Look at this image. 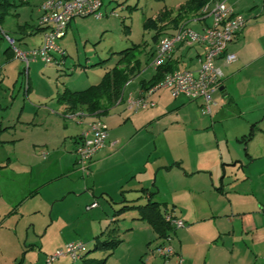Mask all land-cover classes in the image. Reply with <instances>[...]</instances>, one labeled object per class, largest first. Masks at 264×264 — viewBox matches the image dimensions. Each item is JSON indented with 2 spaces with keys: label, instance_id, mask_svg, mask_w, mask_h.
<instances>
[{
  "label": "crops",
  "instance_id": "1",
  "mask_svg": "<svg viewBox=\"0 0 264 264\" xmlns=\"http://www.w3.org/2000/svg\"><path fill=\"white\" fill-rule=\"evenodd\" d=\"M223 1L244 17L245 25L236 38L227 46V53L235 54L236 60L232 63L225 62L223 58L215 61V65L221 70L222 78L219 88L212 94L210 113L203 112L201 100L188 101L183 96L173 98L167 89L159 88L152 93H148L146 83L151 79L155 70L148 66L149 59L146 57L145 66L142 64L140 73L131 77L125 83L117 103L106 114L98 116L90 114L81 105L71 108L66 104L59 103L57 96L65 89L81 91L98 84L107 69L103 71L97 83H91L92 85L90 86L86 85L85 89L71 90L64 86L61 92L57 91L54 97L55 108L51 109L50 113H45V117L41 119L38 116L39 109H35V106L29 103L30 97L34 93V89L31 87L28 78L29 68L31 63L39 60L36 59L29 62L27 70L23 63L26 75L25 97L28 100L27 105L33 108V111L23 114L22 107L19 115L16 118L14 117L15 123H13L14 121L11 119L13 116L10 115L13 113L8 110L13 104V101H10L13 95V88H6L4 86V67L0 65V232H17V227L15 225H7V221L15 216L17 211L20 210L21 205L40 195L46 189L44 187L50 185V181L56 180V178L61 180L62 176H64V174L59 176L53 175L52 178L34 180L32 177L33 168L28 164L22 165L20 169H14V165L18 162L15 148L19 147V145H24L30 151H33L34 156L35 146L49 145L51 144V139L56 141V138L52 136L55 135L53 126L57 118L63 121L60 122L62 131L60 139L63 143H66V139H68L64 149L72 153L73 159L71 156H69V159L71 166L75 167V155L73 152L76 139L84 130L88 129V125L94 119L98 118L106 125L109 122L108 126L111 129L110 131L108 129V139L105 146L94 155L92 161L87 166V170L81 171L87 173L88 170H91V173L104 175L106 174V170L104 169L106 164L110 162L113 164L112 169L115 170L116 168V171L112 175H109V184H107V188L103 189L101 193V195L104 194L103 199L109 202L117 196V198L122 197L120 202L135 201V204H123L118 209V213H115L122 214L126 211H135L137 213L135 219L143 222L146 221L140 219L138 207L144 206L149 200L158 204L161 213L166 208L175 218L184 222V226L178 228L181 229L179 232H176L175 229L172 233L176 237L174 245L172 246L170 243L175 252L174 255L165 260L156 255L153 252L154 247H152L150 251L153 255H148L144 264H155L159 258L163 260L162 264H264V194L259 195V191L256 193L253 188L242 187L247 185V183L251 184L255 180L258 181L259 178L260 180L263 179L264 182V170L257 172L255 175H252L249 171V165L260 157H263L264 144L255 148L251 143L246 142L247 144L242 145L238 141L240 136L260 135L264 138V0H260L262 6L259 10L254 9L256 3L253 1L250 3V0L246 1V7L244 4L245 0ZM26 2L28 4V0ZM182 4L176 3L174 7H179ZM39 6L37 8L36 20H38L40 15ZM15 14L16 16L18 15V13ZM205 23L209 25L211 19H206ZM36 24L37 21L35 24L26 26L24 29H21V27L27 25V23H24L21 27L18 26L14 32V37H11L2 30L1 32L12 38L14 45L16 43L26 45L25 37L39 34L41 40L35 46L38 47L42 41V31L34 32L33 28ZM183 24L194 30H199L202 27L201 22L194 21L193 19L181 22L177 27ZM68 27L64 36L68 31ZM177 27L170 25L163 36L174 34ZM64 36L58 41L61 42ZM156 44H152L150 47L149 51L151 53L154 51ZM60 45L61 43H58V46L65 54L63 56L55 54V63L46 65H54L60 68L66 65L68 54H66L65 48ZM8 46L9 43H7V46L1 52L0 62L2 65L7 61L16 59L12 50L5 51ZM22 52H26V50ZM201 54L202 48L200 46L184 47L177 45L167 63L171 64L173 69L196 70L199 66L198 58ZM150 69L153 72L148 78H139L140 74ZM5 72L7 71L5 70ZM6 74L9 73L7 72ZM14 81H16V78ZM141 98L148 103H153V105H148L146 108L138 110H130L128 108L130 99ZM46 99L43 97L42 101H39L38 104L40 105L42 102L45 104L44 100ZM192 102H196V107H200L203 115L211 116L214 114L216 119L207 120L199 116V114L195 113L197 109L191 105ZM117 105H123L124 107L121 116L110 114V111ZM191 109L194 110L192 114L189 112ZM123 116H128V118H122ZM67 120L75 123L74 126H69L66 122ZM228 121L232 130L239 126L238 131H236L237 133L233 135L235 140H237L236 148L233 150L227 149L225 152L220 150L219 153L214 148H212V151L204 149V152H202L198 150V147L202 143L195 142V138L193 139L187 135L186 147L189 149L187 161L186 159L179 158L171 164L159 165L156 162H151V144L150 142L148 144V140L144 136L147 135L146 133L141 135V131H147L149 125L152 124L161 125L164 129L170 125L177 128L181 127L183 130L191 133L193 131H208L209 128L215 130ZM127 125H129V128L122 132L120 129ZM72 127H75L73 133H71ZM41 131H43L41 137L34 139V135H39ZM112 142H114L113 146H111ZM212 153H214L216 161L212 158V160L207 161L208 164L200 166L198 155L205 154V156H209ZM192 155L196 156V160L191 158ZM174 169L178 171L175 172L174 177L176 181H179L177 185L181 186L182 191L178 193L175 200H172L171 207L168 208L166 202L159 203L154 199V195L157 192H152L149 189V184L154 186L152 177L154 175L157 177L160 171L170 173ZM28 172L30 174L26 185L18 183L15 180L19 174L23 176ZM10 173L14 174V177L10 176ZM71 173H75L74 170ZM69 177H72V175ZM78 178L76 176L73 179H66L68 180V184H65L64 188L53 190V193L51 192L48 198L49 202L67 197L78 200L81 196H85V203L89 201L88 204L84 205L85 210L93 209H87L88 206L95 202L94 200L90 201L88 192L90 185L88 180L90 177L83 180ZM263 182L261 185L264 184ZM204 191L213 195V202L209 200L205 203L202 202L200 195ZM92 194L95 195L94 190H92ZM137 194L136 199L127 200V198H133ZM142 197L145 199V203L140 204L138 200ZM161 205L163 206V211L161 210ZM33 212L40 211L34 209ZM32 222L36 230L37 224L34 220ZM201 225H205V227ZM148 226L150 227L149 224ZM196 226H199L197 230ZM151 230L153 231L152 228ZM116 233L107 232L106 238L101 240L100 236L103 237L104 233L101 232L94 235L92 249H86L80 261L85 264H91L92 260L104 258L106 254L104 257L98 259H86L85 255L91 251H97L93 250L96 237L100 241L108 239L117 240L118 238L115 239ZM153 233L157 244L159 239L154 231ZM118 240H121V242L112 250L111 255L108 256L104 264H135L133 261V258H135L134 247L131 249L126 248L123 245L124 240ZM146 240L147 243H143ZM74 241L77 240L71 236L66 237L63 235V239L59 243L51 245L45 255L41 256L42 264H45L46 257L49 254L63 248L66 243ZM143 241L142 246L137 245L136 254L141 255L144 249H149L151 242L149 238ZM250 254H253L254 258ZM66 258L69 257H61L54 264H58L60 259ZM22 260L24 259L21 258L20 261H17V257H13V259H7L3 264H21ZM137 263L141 264L140 262Z\"/></svg>",
  "mask_w": 264,
  "mask_h": 264
},
{
  "label": "rangeland",
  "instance_id": "2",
  "mask_svg": "<svg viewBox=\"0 0 264 264\" xmlns=\"http://www.w3.org/2000/svg\"><path fill=\"white\" fill-rule=\"evenodd\" d=\"M14 1L17 4L21 0ZM42 1L43 0H28V4L19 6L15 9L13 8L11 14L5 18L4 23L1 25V30L8 33L11 37H14V32L17 30L18 26H23L24 23H27V26L35 24L37 21V8ZM185 1L186 0H103V6L101 8L103 17L96 19L92 16H88L73 19L63 40L61 42L58 41V43H61L63 48H65L66 54H68L66 65L60 68L54 65H46L39 60L30 64L28 78L31 87L34 89V93L30 97L29 103L33 104L35 109H39L38 116L42 119L45 117V113H50L51 109L55 108L56 103L54 97L57 91H62L64 86L71 90H81L85 89L84 87H86V85L90 86L97 83L103 71L113 66L117 61L118 55L115 54V52L130 47L133 44L146 43L145 52L147 53L153 44L152 36L154 31H145L143 29V22L145 19H156L165 12L166 16H164L163 21L160 23L166 24L178 13L179 7H174V5L176 3H184ZM246 1L247 0L244 1L245 7L247 6ZM251 1L256 3L254 9H261L262 4L260 0H250L249 2L251 3ZM134 6L136 9H132ZM14 13H18V15L13 16ZM190 16L192 15H189V17ZM125 26L129 27L128 33L125 32ZM40 40L41 36L39 34L27 36L25 37L26 45L16 43L15 46L19 51H27L37 46ZM7 43L5 39L0 41V56L2 49L7 46ZM145 52L139 56L143 66H145V59L147 57ZM102 61L105 62L100 65H95ZM0 65L4 67V86L6 88H13V95L10 99V101H13V104L8 110L13 113L10 115L13 116L11 119L14 121V117L16 118L17 115H19L22 107L23 114L33 111V108L27 105L28 100L25 97L26 75L24 73V64L20 59L17 60L16 58L3 63V65L1 63ZM5 70L9 74H6L7 72H5ZM152 72V69H150L140 74L139 78H148ZM6 75L8 76L6 77ZM15 78L16 81H14ZM43 97H45V99L48 97L44 100L46 103L43 104L42 102V104L39 105L38 102H41ZM191 105L193 107L197 106L196 102H192ZM196 109L197 112L195 113L199 114L202 118H206L207 120L216 119L214 114L211 116L203 115L200 107H196ZM123 110V105H117L110 111V114L121 116ZM189 112L192 114L194 110L191 109ZM122 118H128V116H123ZM55 120L53 126L55 135L52 137L56 138V141L51 139V144L49 145L35 146V157L33 156V151H30L24 145H19V147L15 148L18 162L14 165V169H20L22 165L28 164L33 168L32 177L34 180L52 178L53 175L59 176L64 174V176H62L61 180L56 178V180L50 181V185L44 187V189H46L43 190L40 195L35 196L34 199L31 198L32 200L21 205L19 208L20 210L17 211L15 216L7 221V225H15L17 227V232H0V264L6 262L7 259H13V257H17V261H20L21 258L24 259L20 262L21 264H42L41 256L45 255L47 249H49L51 245L59 243L60 240L63 239V235L66 237L71 236L75 240L83 242L85 248L90 250L92 249L94 235L100 234L101 232L104 233L105 235L102 234L103 237L100 236L101 240L106 238L107 232L110 231L117 232L115 239H123V245L126 248L128 247L131 249L134 247L135 258H133V261L135 264H138L137 262L144 264L148 255H153L150 249L155 247L157 242L155 241L153 231L146 222L135 219L137 217L135 211H126L122 214H116L123 204H135L136 202H120L122 197H119V199L117 196L108 202L103 199L104 194L101 195L103 189H106L107 184H109V175H112L113 172L116 171V168L113 170V164L110 162L106 164L104 168L106 174L99 175V173H91V170H88L87 173L82 172L78 166H71L69 156L73 159V155L69 150L64 149L68 139H66V143H63L60 139V137H62L60 122L63 121L57 118ZM66 122L69 126H74L75 124L69 120ZM13 123H15V121ZM108 123L107 126L109 125ZM127 128H129V125L122 127L120 130L123 132L126 131ZM74 129L75 127H72L71 133H73ZM108 129L110 131L111 128L108 126ZM238 129L239 126L232 130L229 121L223 126L217 127L215 130L209 128L208 131H193L191 133H188L181 127L177 128L170 125L164 129L161 125L152 124L149 125L147 131L142 130L141 135L146 133L147 135L144 136L147 138L148 144L149 142L151 144V162L163 165L171 164L179 158H183V160L186 159L187 161L189 152V149L186 147L187 135L193 139L195 138V142L202 143V145L198 147V150L202 152H204V149L212 151V148L216 149L218 153L220 150L223 152L227 149L233 150L236 148L237 143L233 135L237 133L236 131H238ZM42 134L43 131H41L39 135L35 134L33 138L39 139ZM239 138L238 141H240L242 145L247 142L251 143L255 148H258L259 145L264 144V138L260 135L240 136ZM216 144L218 145L216 146ZM191 158L196 160L195 155H192ZM198 158L200 166L208 164L207 161L212 160V158L215 160L214 153L209 156L201 154L198 155ZM194 165L196 164L194 163ZM73 170L75 173L72 174L71 172ZM263 170L264 155L249 165V171L252 175ZM175 172L178 171H176V169L170 173L160 171L157 177L155 175L152 177L154 186L149 184V189L152 190V192H157L154 195V199L159 203L166 202L168 208L171 207L172 200H175L178 193L182 191L181 186L177 185L179 181H176L174 177V174H176ZM29 174L30 172L23 176L19 174L15 180L18 183H24L26 185ZM9 175L14 177L12 173ZM70 175H72V177H69ZM76 176L79 177L78 179L82 180L90 177L88 180L90 184L88 192L90 201H97V206L95 208L88 211L85 210L84 205L89 203V201L85 203V196H81L78 200L67 197L49 202L48 198L53 190L64 188L66 186L65 184H68V180L66 179H73L76 178ZM261 181L263 182V179L260 180L259 178L258 181L255 180L253 183H247V185L242 187L253 188L256 193L259 191V195H261L264 194V184L261 185ZM92 190L95 191V195L92 194ZM137 196L138 194L133 198H127V200H134ZM200 198L203 203L208 200L213 202L214 200L213 195L205 191L202 192ZM138 203H145V199L143 197L140 198ZM34 209L40 212H33ZM161 210L163 211L162 205ZM33 220L37 224L36 230L33 226ZM201 226L205 227V225ZM198 228L199 226H196V230ZM179 230L181 229H176V232H179ZM146 238H149L151 241L149 249H144L141 255L136 254L137 245L139 244L142 246L143 243L146 244L147 240L146 242L143 241ZM171 240L172 242L170 243L173 246L176 241L174 234H172ZM109 251L110 250L91 251L85 255V258H102ZM251 257L254 258L253 254ZM161 262H163V260L159 258L155 264ZM61 263L85 264L80 260L73 261L70 258L60 259L58 264Z\"/></svg>",
  "mask_w": 264,
  "mask_h": 264
},
{
  "label": "built area",
  "instance_id": "3",
  "mask_svg": "<svg viewBox=\"0 0 264 264\" xmlns=\"http://www.w3.org/2000/svg\"><path fill=\"white\" fill-rule=\"evenodd\" d=\"M102 0H44L39 6L40 15L37 20V27L42 28V41L38 47L26 52L19 51L14 45V41L9 36H5L15 57L20 59L27 70L31 60L39 59L44 64L55 63L54 55L63 56L64 51L58 46L70 21L77 17L92 16L96 19L103 17L101 8ZM210 18L211 23L207 25L205 20ZM202 23L199 30H194L186 24L177 27L174 34L162 36L153 51L148 66L153 70L164 66L171 58L177 45L184 47L200 46L202 54L198 58L199 66L196 70L172 69L163 74L154 86L147 89L152 93L156 89H167L173 98L185 97L188 101H202L204 113H210L212 94L220 86L222 73L215 61L223 58L225 62L232 63L236 60L233 53H227V46L242 31L245 25L244 17L235 12L223 0H211L203 6L198 15L193 19ZM153 103L141 99H130L128 108L138 110L146 108ZM108 139V127L100 119H94L88 129L84 130L76 139L74 149L75 164L82 171L87 170V166L92 161L94 155L102 149ZM114 142L111 143V146ZM93 202L87 209L95 208ZM165 220L174 229L184 226V222L175 218L172 213L165 215ZM172 233L159 239L153 248V252L163 259H168L174 255V250L170 244ZM86 251L85 245L81 241L69 242L63 248L49 254L45 264H54L61 257H69L73 261L80 260Z\"/></svg>",
  "mask_w": 264,
  "mask_h": 264
},
{
  "label": "trees",
  "instance_id": "4",
  "mask_svg": "<svg viewBox=\"0 0 264 264\" xmlns=\"http://www.w3.org/2000/svg\"><path fill=\"white\" fill-rule=\"evenodd\" d=\"M211 0H186L182 5L179 6L177 15L169 20L166 24H161L166 13H162L158 18H147L143 22V29L145 31H154L152 36L153 44L157 43L159 38L166 33V30L172 25L177 27L181 22H187L194 19L199 10L209 3ZM26 0H21L17 4L14 0H0V25L4 22L5 18L11 14L12 9L17 8L26 4ZM136 9V7H132ZM16 16V14H13ZM189 15H192L189 17ZM189 17V20H188ZM193 17V18H192ZM191 18V19H190ZM27 25L21 27V29L26 28ZM125 32H129V27L125 26ZM34 32L41 31L42 28L35 26L33 28ZM5 34L1 32L0 29V41L5 39ZM147 44H133L130 47L122 49L115 54L118 55L117 62L109 69H107L101 77L98 84L92 85L85 90L81 91H70L65 89L62 93L58 94L57 101L61 104H66L68 106L75 107L77 105L84 106L86 111L94 115H104L106 114L118 101L121 96L122 90L125 83L131 78L136 76L141 71L142 62L139 56L145 52ZM11 50L9 45L6 48V52ZM146 53V52H145ZM14 54V53H13ZM149 59L153 52L150 51L146 53ZM106 61V60H105ZM98 62L95 65H100L103 62ZM173 69V66L169 63L157 68L146 85L149 87L154 86L159 80H161L164 73L169 72ZM123 209V208H122ZM140 219L146 221L153 231L157 234V238L161 239L173 233L175 229L170 225L169 222L165 220V215L170 213L168 209H164V212H160L158 204L156 202H150L142 207H138ZM121 242V240H103L100 241L96 237V242L94 243L93 250H110L106 256L100 260H92L91 264H104L108 256L111 255L112 250Z\"/></svg>",
  "mask_w": 264,
  "mask_h": 264
}]
</instances>
